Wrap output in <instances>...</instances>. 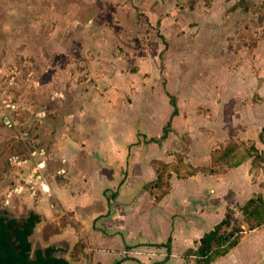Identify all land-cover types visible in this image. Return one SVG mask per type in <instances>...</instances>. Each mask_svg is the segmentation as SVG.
<instances>
[{
	"label": "rangeland",
	"instance_id": "obj_1",
	"mask_svg": "<svg viewBox=\"0 0 264 264\" xmlns=\"http://www.w3.org/2000/svg\"><path fill=\"white\" fill-rule=\"evenodd\" d=\"M243 1L251 11L236 8ZM262 4L0 0V216L27 213L23 199L17 211L6 204L9 189L39 162L48 167L51 129L46 124L67 112L74 121L84 120L75 112L87 118L84 134L98 127L97 117L120 139H131L138 132L157 134L172 103L177 105L171 132L182 139L172 135L171 153L159 159L156 146L133 150L132 162L145 177L179 158L204 162L194 151L188 155V134L204 137L213 147L258 143L264 125ZM225 133L238 135L236 141ZM255 179L258 183L262 175ZM230 221L247 229L244 222Z\"/></svg>",
	"mask_w": 264,
	"mask_h": 264
},
{
	"label": "crops",
	"instance_id": "obj_2",
	"mask_svg": "<svg viewBox=\"0 0 264 264\" xmlns=\"http://www.w3.org/2000/svg\"><path fill=\"white\" fill-rule=\"evenodd\" d=\"M90 101L95 104L94 98ZM75 114L84 120L74 121L68 112L50 119L46 124L51 129L48 167L36 171L33 166L9 189V208L17 211L22 199L28 207L22 218H12L21 220L30 212L41 217L29 238L32 258L37 250L52 248L55 258L69 264H187L184 254L196 240L224 219L244 222L238 207L256 194L264 195V172L258 183L252 181L247 163L224 175L173 178L168 195L156 202L143 187L156 178L157 172L145 177V172L132 162L133 150L146 145L139 135L160 138L168 121L153 136L138 132L131 139H120L97 117L94 125L98 127L82 133L87 118L80 112ZM171 127L161 144H147L160 150L159 159L171 153L172 135L182 139L181 133L171 132ZM263 129L264 125L259 134ZM189 135L193 137L188 134L189 142L192 141L188 155L194 151L205 159L197 164L188 161L194 166L209 163L211 151L222 145L213 147L204 137L198 140ZM226 136H231L233 142L238 135ZM180 140L174 151L180 148ZM257 145L262 148L260 143ZM246 180L249 181L245 187ZM49 226L55 227L56 233H46ZM78 244L80 250L76 254ZM154 249L162 255L156 257ZM213 264H264V227L245 232L240 243Z\"/></svg>",
	"mask_w": 264,
	"mask_h": 264
},
{
	"label": "trees",
	"instance_id": "obj_3",
	"mask_svg": "<svg viewBox=\"0 0 264 264\" xmlns=\"http://www.w3.org/2000/svg\"><path fill=\"white\" fill-rule=\"evenodd\" d=\"M205 2L211 3L212 0H205ZM261 6L264 4L258 7L262 9ZM236 8L251 11L252 6L243 1ZM172 105L174 111L167 125L163 128L162 136L148 139L143 135L144 144H161L167 138L172 119L178 115L176 105L174 103ZM258 143L262 148H259L254 141L249 144L229 143L220 145L211 151L209 163L205 165L194 166L182 158L176 162L163 163L157 171L156 178L145 184L143 189L150 192L156 202H160L168 195L173 178L187 179L197 175H224L228 170L247 163L250 164L252 181H256L255 175L264 172V129L258 136ZM261 185L264 186V181ZM237 211L242 213L247 229L245 230L241 226L234 227L229 219H224L209 233L196 240L193 246L185 252L184 259L187 264H213L229 254L240 243L245 232L264 227V195H254L243 206L238 207ZM40 221L41 217L34 212H30L21 220L9 217L7 214L0 216V261L2 263L69 264L65 260L55 258L52 248L37 250L32 258L29 238ZM54 228L49 226L45 232L56 233L57 230ZM45 237L47 238V236ZM79 246L80 244L75 248L76 254L79 253Z\"/></svg>",
	"mask_w": 264,
	"mask_h": 264
},
{
	"label": "built area",
	"instance_id": "obj_4",
	"mask_svg": "<svg viewBox=\"0 0 264 264\" xmlns=\"http://www.w3.org/2000/svg\"><path fill=\"white\" fill-rule=\"evenodd\" d=\"M12 124L15 125L16 123L14 122V123H12ZM36 154H37V153H34V155H36ZM44 167H45L44 163L39 162L38 166H36V167H34V168L36 169V171H42V170L44 169ZM37 173H38V174H37L38 177L41 176L40 172H37ZM41 178H42V177H41ZM42 188H43V189H46L45 186H42ZM125 254L128 255V254H130V252H126Z\"/></svg>",
	"mask_w": 264,
	"mask_h": 264
},
{
	"label": "water",
	"instance_id": "obj_5",
	"mask_svg": "<svg viewBox=\"0 0 264 264\" xmlns=\"http://www.w3.org/2000/svg\"><path fill=\"white\" fill-rule=\"evenodd\" d=\"M5 122L8 123V119H5ZM0 264H4V263H2V262L0 261Z\"/></svg>",
	"mask_w": 264,
	"mask_h": 264
}]
</instances>
